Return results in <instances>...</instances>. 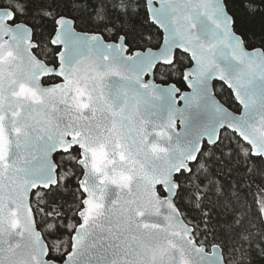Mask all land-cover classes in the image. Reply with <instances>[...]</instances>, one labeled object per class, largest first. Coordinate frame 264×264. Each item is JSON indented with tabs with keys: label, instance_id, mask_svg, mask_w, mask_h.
Returning <instances> with one entry per match:
<instances>
[{
	"label": "snow or ice",
	"instance_id": "obj_1",
	"mask_svg": "<svg viewBox=\"0 0 264 264\" xmlns=\"http://www.w3.org/2000/svg\"><path fill=\"white\" fill-rule=\"evenodd\" d=\"M0 264H264V0H0Z\"/></svg>",
	"mask_w": 264,
	"mask_h": 264
},
{
	"label": "trees",
	"instance_id": "obj_2",
	"mask_svg": "<svg viewBox=\"0 0 264 264\" xmlns=\"http://www.w3.org/2000/svg\"><path fill=\"white\" fill-rule=\"evenodd\" d=\"M237 113H239V112H237ZM254 193H256V189H255V188H253V189L248 193L249 199L252 198V196H253Z\"/></svg>",
	"mask_w": 264,
	"mask_h": 264
},
{
	"label": "water",
	"instance_id": "obj_3",
	"mask_svg": "<svg viewBox=\"0 0 264 264\" xmlns=\"http://www.w3.org/2000/svg\"><path fill=\"white\" fill-rule=\"evenodd\" d=\"M237 114H239V113H237Z\"/></svg>",
	"mask_w": 264,
	"mask_h": 264
}]
</instances>
